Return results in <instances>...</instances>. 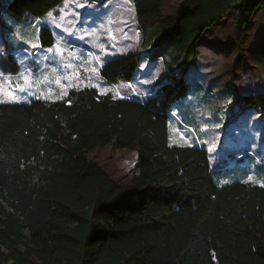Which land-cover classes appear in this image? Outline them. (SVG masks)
Instances as JSON below:
<instances>
[{
  "label": "trees",
  "instance_id": "obj_1",
  "mask_svg": "<svg viewBox=\"0 0 264 264\" xmlns=\"http://www.w3.org/2000/svg\"><path fill=\"white\" fill-rule=\"evenodd\" d=\"M64 1L8 0L6 12L42 17ZM165 1L135 0L136 20L181 33L230 21L240 49L264 9V0H183L164 16ZM39 37L52 46L50 30ZM255 58L264 62V41ZM141 61L136 52L118 56L100 75L130 82ZM179 90L140 101L86 87L53 102L0 104V264H264V186L220 185L207 149L169 144ZM242 101L255 106L264 94ZM110 144L140 156L129 185L88 158Z\"/></svg>",
  "mask_w": 264,
  "mask_h": 264
},
{
  "label": "rangeland",
  "instance_id": "obj_2",
  "mask_svg": "<svg viewBox=\"0 0 264 264\" xmlns=\"http://www.w3.org/2000/svg\"><path fill=\"white\" fill-rule=\"evenodd\" d=\"M182 2L166 0L164 16ZM7 4L0 0V104L53 102L86 87L146 101L178 84L168 114L169 144L207 149L220 185L264 186V102L247 107L242 101L248 93L264 94V62L255 58L264 41V9L240 49L230 21L202 33L165 31L159 22L139 23L128 0H65L45 16L20 19L6 12ZM43 26L53 35L50 47L40 44ZM130 52L142 57L133 79L107 82L100 75L105 61ZM163 85L169 86L160 91ZM88 158L121 186L139 174L133 150L98 146Z\"/></svg>",
  "mask_w": 264,
  "mask_h": 264
},
{
  "label": "crops",
  "instance_id": "obj_3",
  "mask_svg": "<svg viewBox=\"0 0 264 264\" xmlns=\"http://www.w3.org/2000/svg\"><path fill=\"white\" fill-rule=\"evenodd\" d=\"M128 2H129L130 5H132L133 9L135 10V8H134L135 0H128ZM44 16H45V15H44ZM43 27H45V26H43ZM158 59H160V58H158ZM107 61H108V60H107ZM107 61H105V63H106ZM152 62H154V61H152ZM152 64H153V63H152ZM124 93H125V94H128L126 90L124 91ZM248 94H252V93H248Z\"/></svg>",
  "mask_w": 264,
  "mask_h": 264
}]
</instances>
